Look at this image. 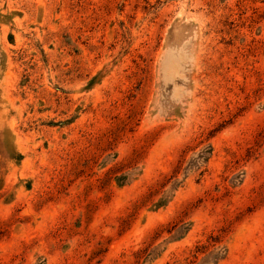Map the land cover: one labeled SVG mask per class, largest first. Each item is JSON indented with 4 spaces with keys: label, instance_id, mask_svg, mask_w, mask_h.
I'll return each instance as SVG.
<instances>
[{
    "label": "rangeland",
    "instance_id": "1",
    "mask_svg": "<svg viewBox=\"0 0 264 264\" xmlns=\"http://www.w3.org/2000/svg\"><path fill=\"white\" fill-rule=\"evenodd\" d=\"M0 264H264V0H0Z\"/></svg>",
    "mask_w": 264,
    "mask_h": 264
}]
</instances>
